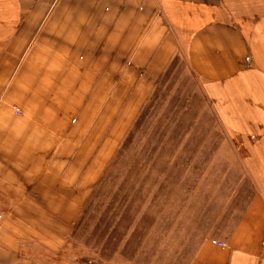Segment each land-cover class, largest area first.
I'll return each mask as SVG.
<instances>
[{
	"label": "crops",
	"instance_id": "1",
	"mask_svg": "<svg viewBox=\"0 0 264 264\" xmlns=\"http://www.w3.org/2000/svg\"><path fill=\"white\" fill-rule=\"evenodd\" d=\"M177 54L254 189L187 264H264V0H0V264L64 255L106 163L88 116L111 99L121 127Z\"/></svg>",
	"mask_w": 264,
	"mask_h": 264
},
{
	"label": "rangeland",
	"instance_id": "2",
	"mask_svg": "<svg viewBox=\"0 0 264 264\" xmlns=\"http://www.w3.org/2000/svg\"><path fill=\"white\" fill-rule=\"evenodd\" d=\"M110 102L88 116L89 154L104 150L105 167L64 255L48 261L187 264L202 239L225 233L229 203L254 193L242 149L180 54L121 127Z\"/></svg>",
	"mask_w": 264,
	"mask_h": 264
},
{
	"label": "built area",
	"instance_id": "3",
	"mask_svg": "<svg viewBox=\"0 0 264 264\" xmlns=\"http://www.w3.org/2000/svg\"><path fill=\"white\" fill-rule=\"evenodd\" d=\"M246 62H247L248 64H250V63H251V57H247V58H246Z\"/></svg>",
	"mask_w": 264,
	"mask_h": 264
}]
</instances>
